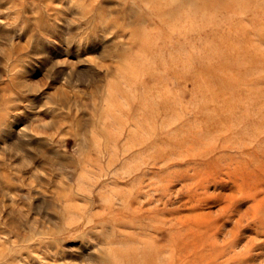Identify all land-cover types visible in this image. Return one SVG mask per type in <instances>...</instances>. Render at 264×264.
<instances>
[{
    "label": "rangeland",
    "instance_id": "374dc122",
    "mask_svg": "<svg viewBox=\"0 0 264 264\" xmlns=\"http://www.w3.org/2000/svg\"><path fill=\"white\" fill-rule=\"evenodd\" d=\"M264 0H0V264H264Z\"/></svg>",
    "mask_w": 264,
    "mask_h": 264
},
{
    "label": "bare ground",
    "instance_id": "6f19581e",
    "mask_svg": "<svg viewBox=\"0 0 264 264\" xmlns=\"http://www.w3.org/2000/svg\"><path fill=\"white\" fill-rule=\"evenodd\" d=\"M263 207H264V204H263ZM261 212L264 213V209H262ZM261 224H262V226H264V219H263V221L261 222Z\"/></svg>",
    "mask_w": 264,
    "mask_h": 264
}]
</instances>
